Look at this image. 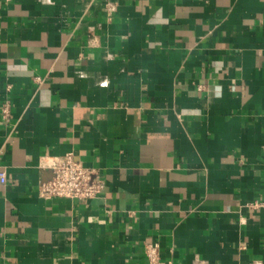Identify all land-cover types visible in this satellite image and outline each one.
I'll use <instances>...</instances> for the list:
<instances>
[{
	"label": "crops",
	"instance_id": "crops-1",
	"mask_svg": "<svg viewBox=\"0 0 264 264\" xmlns=\"http://www.w3.org/2000/svg\"><path fill=\"white\" fill-rule=\"evenodd\" d=\"M263 146L264 0H0V264L264 263Z\"/></svg>",
	"mask_w": 264,
	"mask_h": 264
},
{
	"label": "built area",
	"instance_id": "built-area-1",
	"mask_svg": "<svg viewBox=\"0 0 264 264\" xmlns=\"http://www.w3.org/2000/svg\"><path fill=\"white\" fill-rule=\"evenodd\" d=\"M264 154V146H263ZM52 177L40 185L39 194L45 199L72 198L91 199L104 188L103 182L93 171L80 162L75 161L70 154L50 163ZM5 180V172L0 171V183ZM253 207H264V202L254 201ZM147 264H166L161 262L157 242H148L144 246ZM249 264H264L260 260H253Z\"/></svg>",
	"mask_w": 264,
	"mask_h": 264
}]
</instances>
